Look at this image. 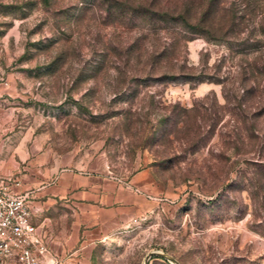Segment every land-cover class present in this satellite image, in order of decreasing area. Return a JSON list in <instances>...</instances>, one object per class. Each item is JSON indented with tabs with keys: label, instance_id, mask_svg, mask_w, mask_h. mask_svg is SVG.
<instances>
[{
	"label": "rangeland",
	"instance_id": "1",
	"mask_svg": "<svg viewBox=\"0 0 264 264\" xmlns=\"http://www.w3.org/2000/svg\"><path fill=\"white\" fill-rule=\"evenodd\" d=\"M0 153L114 207L58 264H264V0H0Z\"/></svg>",
	"mask_w": 264,
	"mask_h": 264
},
{
	"label": "crops",
	"instance_id": "2",
	"mask_svg": "<svg viewBox=\"0 0 264 264\" xmlns=\"http://www.w3.org/2000/svg\"><path fill=\"white\" fill-rule=\"evenodd\" d=\"M40 170V168L33 167L32 171L36 172L37 178L32 176L29 180L27 174L22 172L15 160L12 158L6 159L0 153V177L14 173L19 176L21 184L14 188L17 191L29 192L30 203L35 213V222L39 230L50 239L58 261L62 259L88 261L90 254L82 247L77 248L74 252L66 253V251L81 237L90 238L93 233L100 232L102 229L99 227L103 221L101 214L103 212H115L114 207L110 209L101 205L104 201V193L98 188V185L93 184L94 179L92 177L74 176L67 172L58 173V170H48V176L55 179L53 181L54 185L49 187L47 184L40 183ZM138 200H141L139 196L132 197L130 203L137 206L138 202L140 203ZM58 201H70L75 205L73 228L67 229L55 225L57 217L53 208ZM121 217L125 218L124 215L120 214L119 218ZM83 223H87L85 226L92 228L82 230Z\"/></svg>",
	"mask_w": 264,
	"mask_h": 264
},
{
	"label": "built area",
	"instance_id": "3",
	"mask_svg": "<svg viewBox=\"0 0 264 264\" xmlns=\"http://www.w3.org/2000/svg\"><path fill=\"white\" fill-rule=\"evenodd\" d=\"M18 175L0 177V264H58L46 234L39 230L28 191H17Z\"/></svg>",
	"mask_w": 264,
	"mask_h": 264
},
{
	"label": "water",
	"instance_id": "4",
	"mask_svg": "<svg viewBox=\"0 0 264 264\" xmlns=\"http://www.w3.org/2000/svg\"><path fill=\"white\" fill-rule=\"evenodd\" d=\"M153 255L168 259L172 264H181L180 261L176 257H174L173 255L169 253H165L164 251H160V250H153L149 252L145 257L144 264H149V259Z\"/></svg>",
	"mask_w": 264,
	"mask_h": 264
}]
</instances>
